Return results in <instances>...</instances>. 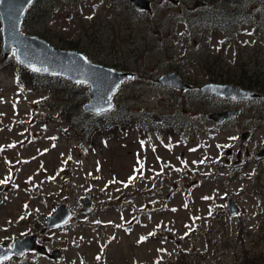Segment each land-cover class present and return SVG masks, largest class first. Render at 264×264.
Returning <instances> with one entry per match:
<instances>
[{
	"label": "rangeland",
	"instance_id": "374dc122",
	"mask_svg": "<svg viewBox=\"0 0 264 264\" xmlns=\"http://www.w3.org/2000/svg\"><path fill=\"white\" fill-rule=\"evenodd\" d=\"M45 1L40 0L45 12L34 7L24 16L23 32L56 47L74 39L92 60L132 69L136 77L119 84L116 104L185 110L189 101L176 99L179 89L173 95L149 81L177 67L175 63L184 76L202 79L204 67L212 73L220 59L231 77L246 68L264 80V53L256 57L264 52V28L256 18L246 16L228 29L194 25L188 35L184 17L194 0H150L151 12L113 0ZM219 2L216 7L225 5ZM228 3L234 8V2ZM246 4V9L253 6ZM258 6L261 12L264 3ZM208 16L204 13L200 20L209 21ZM16 63L12 52L4 56L0 35V180H7L0 184V244L35 233L37 242L49 251L59 249V254L52 258L34 248L2 264H244L245 258L264 254V159L262 166L247 163L234 176L225 161L236 159L239 146L234 144L242 138V128L204 133L200 148L177 137H153L142 146L140 131L98 135L90 145L55 107L64 103L67 111L71 101L82 103L89 85L68 79L62 87L52 85L58 90L52 93L34 87L28 69L22 65L27 71L20 74ZM255 104L264 117V98H256ZM231 106L246 111L251 101ZM68 111L78 122L86 118L81 105L79 112L70 106ZM261 142L264 120H256L247 144ZM229 146H234L232 154L226 153ZM86 194L93 202L87 210L80 201ZM228 195L239 207L235 214L227 210ZM59 203L73 209L71 220L42 231Z\"/></svg>",
	"mask_w": 264,
	"mask_h": 264
},
{
	"label": "water",
	"instance_id": "95a60500",
	"mask_svg": "<svg viewBox=\"0 0 264 264\" xmlns=\"http://www.w3.org/2000/svg\"><path fill=\"white\" fill-rule=\"evenodd\" d=\"M33 1V0H32ZM139 9L149 10L150 0H130ZM176 2V0H171ZM200 3L199 0L196 4ZM30 5L29 0H0V20L2 51L7 56L13 48L15 57L28 69L29 65L41 69L38 73L63 75L75 82H86L89 85V98L83 103L82 108L86 111L101 112L108 109L107 98L112 97L114 90L124 79L132 76L128 70L117 69L113 66L91 61L82 51L73 48L54 47L46 39L35 34L25 33L20 28L21 17ZM44 69H47L45 71ZM34 71V70H32ZM158 81L179 88H184V83L175 72H167L159 76ZM202 89L211 93L228 96L232 99L247 98L256 95V92L231 83H207ZM111 104L112 99H111ZM230 109L214 113L216 119L223 115L231 114ZM258 154H264V147ZM84 209L92 205L89 195L81 198ZM227 208L231 214L238 211V206L232 196L227 199ZM72 214V209L66 203H60L47 218L42 231L66 223ZM36 249L52 258L59 254V249L49 251L45 244L37 242L35 233L13 239L9 246L0 244V261L12 254H20L24 251Z\"/></svg>",
	"mask_w": 264,
	"mask_h": 264
},
{
	"label": "trees",
	"instance_id": "16d2710c",
	"mask_svg": "<svg viewBox=\"0 0 264 264\" xmlns=\"http://www.w3.org/2000/svg\"><path fill=\"white\" fill-rule=\"evenodd\" d=\"M46 1H54V0H46ZM45 1V2H46ZM232 2V0H231ZM234 2L233 7L229 8L228 3L226 2L224 6L222 7H215L212 10V13L210 16H213L209 21L212 22L213 29L222 28V29H228L233 25L235 22H242L243 19H245L246 16H250V18H258L259 25L264 24V20L261 19L262 15L264 14V10L261 12H256L259 7L252 8L249 7L246 9L245 5L248 2H242L239 1ZM248 6V5H247ZM35 7V11H44V4L40 2V0H34L33 3L29 6L27 9L26 14ZM260 13V14H259ZM259 14V16L257 15ZM34 16V13H33ZM35 17V16H34ZM62 47L67 48H76L79 44L78 41L71 39L68 42L61 41ZM78 48V47H77ZM83 51L87 52L86 49H83ZM264 52H259L257 59H260L261 54ZM88 54V52H87ZM90 57V56H89ZM98 61V60H95ZM100 62V61H99ZM255 64H258V60ZM16 66L19 68L20 74H23V70L27 71L21 64L16 63ZM27 73L30 75V82L34 87L42 86L48 90H51L52 93L54 91H58L57 89H53L52 85H55L57 87H62L63 84H68L70 81H68L67 78L61 77L58 75H51V74H44V73H38L34 71L28 70ZM249 74V73H248ZM252 73L249 78H240L239 83L243 84L247 87L253 88L257 91L264 92V80H260L259 77L257 78V74ZM24 75V74H23ZM245 75V74H244ZM115 94L116 91H115ZM58 100V99H57ZM80 101H71L70 104H67V111H66V105L64 103L57 102L56 108L60 110L61 113H64V115L68 119V125L70 127L74 128L75 135L81 139V141L84 142L86 139L92 141L96 138L98 135H103L106 137L111 136H121L123 134H128L132 130H138L140 132H144L149 134V128L153 127L152 122L153 120L151 118H161L160 119V126H162L166 131H169L171 134L178 135L179 138H184L185 133L183 131L184 126H186L187 121L182 120L183 114H173V115H159V114H150L146 111L139 112L135 110H130L129 107H126L120 102L118 104L114 103L113 107L109 109L108 111H105L100 114H92V113H85V119L83 117L81 118V121L78 122L74 117H71L69 115L68 108L69 106L73 109L74 112L80 111ZM175 112V111H174ZM152 120V121H151ZM187 129L189 130L190 125H187ZM171 128V130H170ZM160 131V130H159ZM162 132V131H160ZM68 134V133H67ZM93 145V143L90 142V145ZM111 205V204H109ZM36 223V221L34 222ZM33 228H37V225H33ZM13 256L8 257L5 260L10 259ZM4 261V260H3ZM0 264H2V262ZM244 264H264V254H260L257 256H252L250 258H245Z\"/></svg>",
	"mask_w": 264,
	"mask_h": 264
},
{
	"label": "flooded vegetation",
	"instance_id": "af4514ba",
	"mask_svg": "<svg viewBox=\"0 0 264 264\" xmlns=\"http://www.w3.org/2000/svg\"><path fill=\"white\" fill-rule=\"evenodd\" d=\"M168 1V0H167ZM197 0H194L193 4H196ZM201 6L205 3H216L218 0H199ZM169 2V1H168ZM242 2H248L251 3L253 8H257V4H262L264 3V0H242ZM174 3H177L174 2ZM256 6H255V5ZM189 11L191 10V6L188 5ZM188 24V30L187 33L193 31L195 23L193 22L192 16H190V13L188 12L186 14ZM196 41V40H195ZM181 42V41H180ZM208 51V50H207ZM258 56V55H257ZM256 56V57H257ZM224 61V60H222ZM256 59H251L250 63L255 64ZM217 69L210 70L209 73V68L206 66L205 68V76L202 79L199 77H193V76H184L180 72V63H175L177 67L172 68L171 70L167 71H175L177 72L184 81L188 82L191 86L187 87L191 89L193 92L187 96H179L176 97V99H182L189 101L187 104L188 107H185V110H183V118L182 120L187 121V125H190V129L188 130L186 126L183 125L184 132L187 133L185 134V137L182 141H185L186 143L188 141L194 142L193 145L197 147H201L205 144L206 139H205V134H210L209 136H212L218 132H220L224 128H229V129H234L237 131L238 129L242 128L243 130L241 131V136L242 138L235 140L236 143L235 145H238L239 148L236 151V159L230 161L228 157L225 158V161L227 162L226 164L229 165V172L230 176H234V174L238 173L239 170L242 169L247 163H255L260 166L261 161L264 159V154H258L261 148L264 147V143H260L259 145L255 146L253 143H251V146L247 144V140L249 137H252L254 134V129L256 127V120L257 121H262L264 120V117L262 116V113L260 110L256 107L255 104V99L263 97L262 93H258L255 97H251L248 99H232L229 98L228 96L224 95H219L211 92H207L204 90L199 89L198 86L202 83H231V84H239L244 87H246L243 84H240L238 81L240 78H249V76L252 74L251 72H248L246 68L243 69V72L241 74H235L236 76H229V72H225L224 69L222 68L221 65V60H217ZM203 63L205 64V61L203 60ZM224 64H227L225 61ZM230 64H235V61L230 63ZM259 64V60H258ZM255 64V65H258ZM145 67L146 65L142 63V68ZM125 69H130L127 66H125ZM132 70V69H131ZM249 73V74H248ZM245 74V75H244ZM201 80V81H199ZM185 88V89H187ZM143 94V92H142ZM197 101L196 103H194ZM241 101H251V106L247 108V112L250 114H244L246 113L245 109H241L239 107H232V102H241ZM185 102V101H184ZM230 109L231 114L229 115H223L221 118L216 119L212 116L214 113H219L223 112L225 110ZM242 112V113H241ZM186 129V130H185ZM205 133V134H204ZM234 146H229L226 148V153L227 154H232L234 152ZM222 164V166L226 165Z\"/></svg>",
	"mask_w": 264,
	"mask_h": 264
},
{
	"label": "snow or ice",
	"instance_id": "6c2138e0",
	"mask_svg": "<svg viewBox=\"0 0 264 264\" xmlns=\"http://www.w3.org/2000/svg\"><path fill=\"white\" fill-rule=\"evenodd\" d=\"M32 2V0H29V3H31ZM90 18V17H89ZM14 55H15V53H14ZM17 59L19 60V57H17ZM21 63H23L24 61H20ZM29 67L30 68H32V70H34V71H40L41 69H39V68H35L33 65H29ZM45 71H47V69H44ZM107 102H108V109H101L100 111H106V110H109V109H111L112 108V104H111V96H109L108 98H107ZM141 144H142V146H143V144H144V142L142 141L141 142ZM193 151H194V149H193ZM70 158V157H69ZM195 163V162H194ZM200 163H203V161H200ZM141 167H143V165L141 164ZM134 179H136V177L135 176H133V177H130L129 178V182H131V181H133ZM4 183H7V180H0V184H4ZM205 199H207V198H205ZM185 207H187V205H185ZM99 223V222H98ZM109 223H111V222H109ZM119 227V226H118ZM149 235H154V233H149ZM145 239H147V237H141V240H145ZM139 242V241H138ZM100 257L99 256H97V259H99Z\"/></svg>",
	"mask_w": 264,
	"mask_h": 264
}]
</instances>
